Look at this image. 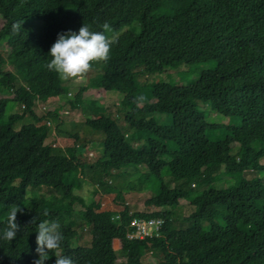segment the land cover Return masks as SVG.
I'll use <instances>...</instances> for the list:
<instances>
[{"label": "trees", "instance_id": "1", "mask_svg": "<svg viewBox=\"0 0 264 264\" xmlns=\"http://www.w3.org/2000/svg\"><path fill=\"white\" fill-rule=\"evenodd\" d=\"M0 20V230L13 207L22 209L17 237L0 240V264L38 259L34 217L63 223L61 251L74 264H264V0H0ZM105 22L117 41L111 59L93 65L70 99L73 80L46 67L50 48L60 33L83 24L103 32ZM101 90L123 99L116 114L96 107L87 118L97 160L84 161L76 133L67 152L48 144V119L63 115L37 116L40 98L78 110L85 93ZM140 95L146 102L137 107ZM13 104L23 113L9 112ZM209 112L232 123L212 122ZM130 167L139 170L135 186L110 184ZM87 170L119 199L123 187L158 196L106 222L112 212L75 194ZM45 188L58 195L38 196ZM181 200L187 215L176 228ZM78 205L83 220L73 216ZM134 217L163 219L160 235L130 241ZM76 227L90 228L88 244ZM152 252L159 262L146 263Z\"/></svg>", "mask_w": 264, "mask_h": 264}, {"label": "rangeland", "instance_id": "2", "mask_svg": "<svg viewBox=\"0 0 264 264\" xmlns=\"http://www.w3.org/2000/svg\"><path fill=\"white\" fill-rule=\"evenodd\" d=\"M2 22L0 20V26ZM4 44V43H2ZM146 47L150 49H156L157 46L153 45H146ZM1 49H6V46L2 47ZM5 61L8 63L9 57L8 54L5 55ZM95 74V70L92 69L87 76L83 80L79 81H71V91L69 92V98L74 99L75 96L79 93L80 89L87 86L89 77L91 75ZM169 72H164L159 75H154L149 78V83L154 82H163L164 79L167 77ZM20 78V77H19ZM179 76H175L173 78V81L180 82ZM183 84L186 85L187 81H183ZM123 99L122 94L115 93V92H106V91H94L87 92L84 95L83 103L80 106L78 110L69 108L64 109L62 108L63 103H55L53 101H48L40 98L41 102L38 104V108L35 111V114L37 116L42 115H49L51 112L54 113H61L63 116H56L55 118H49V128H50V134L49 138L47 139L48 144H53V147L58 152L64 153L67 152V150L73 146L75 143V140L73 139V134H78L80 137V144H85L86 146L83 148L82 145L81 148H83L84 152V161L85 162H91L96 161L98 152L97 148L100 146L98 144V137L97 135L92 132L93 130H90L87 126V118H96L98 116L96 110V107L103 108L108 112V114H116L117 112V106L120 105L121 101ZM65 110V111H64ZM9 112L13 113H23L22 108L18 104H13L9 106ZM60 116V117H59ZM207 117L210 121L215 123L225 122V123H232L231 120L222 118L219 116H216L214 113L209 112L207 114ZM117 118L123 119L122 115L117 116ZM17 127H20L18 124ZM129 134V131L126 130ZM72 135V136H71ZM101 142H103V139L101 138ZM123 172H129L126 175H113L112 181L110 184H120L124 181L127 183H134V186L137 183L136 175L139 173V170L133 167L127 168L126 171ZM122 196L120 199L117 196L116 191H107V188L102 186L99 180V176H96L94 173L90 171H86L85 176L81 179V182L79 183V186L75 190V194L83 198L85 203L87 205H90L92 202L96 204H100L101 211H110L112 212L110 215H108L105 219L106 222H118L119 221V213L124 209L125 205H129L130 207H136L139 211H144L147 209L146 202L154 196H158V190L154 192H148L145 189H139V188H127L123 187L122 189ZM38 196H46L48 199H52L53 196L58 195L55 192H52L48 189H40L37 192ZM180 207L176 209L175 211V219L177 221H174V227L176 228H182V222L184 219V216L187 215V208H188V202L181 200L180 201ZM82 206L78 205L74 209L73 216H75L79 220H83L82 212H83ZM63 223H61L62 228ZM83 226V225H82ZM76 230L80 233V240L79 243L82 245L88 244L90 241L91 235H90V228L87 230L81 231L80 227H76ZM115 247L118 248V243L115 244ZM160 255L158 252H152L148 253L145 257V262L148 263L150 261L159 262Z\"/></svg>", "mask_w": 264, "mask_h": 264}, {"label": "clouds", "instance_id": "3", "mask_svg": "<svg viewBox=\"0 0 264 264\" xmlns=\"http://www.w3.org/2000/svg\"><path fill=\"white\" fill-rule=\"evenodd\" d=\"M23 22L13 24V31L19 32ZM103 32L95 31L88 24H83L78 33L69 30L58 34L52 44L49 55L50 61L46 67L58 75L62 81L83 80L92 70L93 65L107 63L111 59L112 45L117 41L115 37L105 35L112 32V27L105 22ZM137 107L146 102V97L140 95L135 100ZM22 211L18 206L13 207L5 221L6 227L0 230V240L11 242L17 237L20 226L17 223V213ZM47 215V213H45ZM36 226V248L38 259L34 264H46L49 253L55 255V264H74L71 257L62 254L61 246L64 236L61 224L57 220L44 219L37 223V217L31 221Z\"/></svg>", "mask_w": 264, "mask_h": 264}, {"label": "built area", "instance_id": "4", "mask_svg": "<svg viewBox=\"0 0 264 264\" xmlns=\"http://www.w3.org/2000/svg\"><path fill=\"white\" fill-rule=\"evenodd\" d=\"M163 225L164 221L161 218L134 217L130 222L128 238L130 241H144L158 237Z\"/></svg>", "mask_w": 264, "mask_h": 264}]
</instances>
